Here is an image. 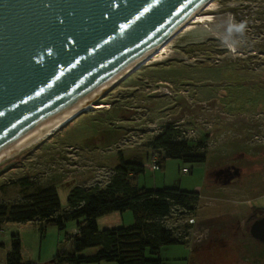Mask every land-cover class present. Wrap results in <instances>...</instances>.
I'll return each mask as SVG.
<instances>
[{"label":"rangeland","instance_id":"rangeland-1","mask_svg":"<svg viewBox=\"0 0 264 264\" xmlns=\"http://www.w3.org/2000/svg\"><path fill=\"white\" fill-rule=\"evenodd\" d=\"M198 15L202 22H189L163 50L86 103L107 107L89 108L1 159L0 202L19 201L16 181L30 177L39 187L54 186L61 209L67 210L75 187L105 186L118 165L135 159L146 164L134 180L138 187L200 195L194 215L177 212L166 220L184 231L187 243L164 245L156 254L148 247V258H160L163 264H264V242L248 231L255 209L264 210V0H212ZM230 20L247 22L235 51L225 43L232 39L227 34ZM169 122L177 123L191 141L203 139L204 162L169 158L164 168L152 169L148 142ZM8 162L11 171H6ZM97 223L99 230L128 226L134 223L133 212H111ZM76 227V222L43 231L36 221L4 225L0 264H7L13 235L21 238L25 261L55 264L58 251L72 250L66 235ZM210 244L212 255L204 259L198 249ZM96 252L89 248L79 256Z\"/></svg>","mask_w":264,"mask_h":264},{"label":"water","instance_id":"water-1","mask_svg":"<svg viewBox=\"0 0 264 264\" xmlns=\"http://www.w3.org/2000/svg\"><path fill=\"white\" fill-rule=\"evenodd\" d=\"M207 2L0 0V153L134 72L119 75ZM249 231L264 242V217Z\"/></svg>","mask_w":264,"mask_h":264},{"label":"trees","instance_id":"trees-1","mask_svg":"<svg viewBox=\"0 0 264 264\" xmlns=\"http://www.w3.org/2000/svg\"><path fill=\"white\" fill-rule=\"evenodd\" d=\"M191 140L177 123L165 124L148 142L152 169L164 168V163L169 158L190 163L204 162L207 151L203 139L199 142ZM8 164L6 171H11L12 164ZM145 170L143 162L135 159L123 161L114 169L105 186L96 184L88 188L75 187L70 192L67 210L61 209L60 198L54 186L39 187L32 178L22 177L16 181L21 188L22 198L11 204L0 202V233L4 225L9 224H31L36 221L43 231L48 226L63 230L67 223L76 222V232L66 235L72 250L58 251L55 264H163L160 258H148L147 248L156 254L164 245L187 243L183 241L184 231L169 226L166 220L177 212L186 217L194 215L200 195L197 192L171 188L138 187L134 180ZM31 188L34 191L28 194L27 191ZM129 209L133 212V224L99 230L97 220L100 216ZM262 217L264 210L256 208L251 220ZM191 227L192 224L183 226L185 231ZM0 246L3 247L1 242ZM215 247L220 250L219 253H223V246L216 244ZM89 248H96L97 252L90 256H79V253ZM211 248V244L202 245L198 249L199 255L209 259L212 255L209 250ZM7 264H35L24 260L19 235L12 236Z\"/></svg>","mask_w":264,"mask_h":264},{"label":"bare ground","instance_id":"bare-ground-1","mask_svg":"<svg viewBox=\"0 0 264 264\" xmlns=\"http://www.w3.org/2000/svg\"><path fill=\"white\" fill-rule=\"evenodd\" d=\"M211 2H212V0H208V2L205 3L201 9H204L207 6H209V4ZM203 20L204 19H202V16H199L198 13L194 14L187 23H185L181 28H179L178 31L175 32V34L178 33L179 31H181L184 27H186L189 22H191V21L202 22ZM175 34H173L170 37H168L151 54H149L148 56H145L142 60H140L139 62L135 63L130 68H128V70L124 71L123 73H120L119 75L122 76V75L126 74L127 72H130L135 67L147 62L151 57L155 56L158 52L163 50L165 45L168 43V41ZM116 78H113V80H111L110 82L106 83L104 86H102L100 89H98L96 92H94L92 95H90L86 99L82 100L81 102H79L78 104L73 106L72 108L68 109L67 111H65L64 113L59 115L58 117L54 118L53 120H51L50 122H48L44 126L40 127L39 129H37L36 131L31 133L30 135L26 136L25 138H23L22 140H20L16 144H14L13 146L9 147L8 149H6L2 153H0V160L4 159V158H7V157H10V156H13V155L17 154L18 152L24 150L25 148H28L31 145L39 142L41 139H44L48 135H51L53 132H55L58 129L62 128L69 120L73 119V117L76 116L84 108L89 109V108H93V107H95V108H105V107H107V106H105L103 104H98L97 106H93L92 104L88 105L86 103H87L88 100H90V99L94 98L96 95H98L101 90H104L106 87H109L110 84L113 81H115Z\"/></svg>","mask_w":264,"mask_h":264},{"label":"clouds","instance_id":"clouds-1","mask_svg":"<svg viewBox=\"0 0 264 264\" xmlns=\"http://www.w3.org/2000/svg\"><path fill=\"white\" fill-rule=\"evenodd\" d=\"M247 30V22L241 21L236 22L234 20H230L227 26V34L231 37V42H225L226 46L232 49L233 51L236 50L237 47L240 46V41L236 39L237 37H244Z\"/></svg>","mask_w":264,"mask_h":264},{"label":"built area","instance_id":"built-area-1","mask_svg":"<svg viewBox=\"0 0 264 264\" xmlns=\"http://www.w3.org/2000/svg\"><path fill=\"white\" fill-rule=\"evenodd\" d=\"M187 171V169H183V172H186Z\"/></svg>","mask_w":264,"mask_h":264},{"label":"crops","instance_id":"crops-1","mask_svg":"<svg viewBox=\"0 0 264 264\" xmlns=\"http://www.w3.org/2000/svg\"><path fill=\"white\" fill-rule=\"evenodd\" d=\"M146 165V164H145ZM235 253H237V252H235ZM238 254V253H237Z\"/></svg>","mask_w":264,"mask_h":264}]
</instances>
